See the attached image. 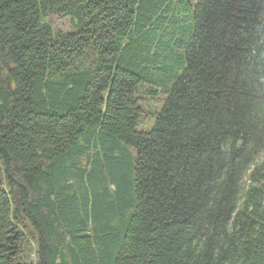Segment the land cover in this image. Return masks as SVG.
I'll return each instance as SVG.
<instances>
[{"label": "trees", "instance_id": "obj_1", "mask_svg": "<svg viewBox=\"0 0 264 264\" xmlns=\"http://www.w3.org/2000/svg\"><path fill=\"white\" fill-rule=\"evenodd\" d=\"M262 157L264 0H0V264H264Z\"/></svg>", "mask_w": 264, "mask_h": 264}, {"label": "rangeland", "instance_id": "obj_2", "mask_svg": "<svg viewBox=\"0 0 264 264\" xmlns=\"http://www.w3.org/2000/svg\"><path fill=\"white\" fill-rule=\"evenodd\" d=\"M52 23H53V26L56 28V29H59V30H61V31H70L71 30V23L69 22V20H67V19H63V18H60V17H53L52 18ZM160 97L162 98L163 96L162 95H160ZM154 103V102H153ZM151 125H152V123H151ZM152 127V126H151ZM144 128H146L145 126L143 127L142 125H139L138 126V130H143ZM262 163H264V157H262L260 160H259V162H258V164L260 165V164H262ZM31 238V237H30ZM25 249H26V251H27V254H28V252H29V250H31V251H34L35 252V244L31 241V239L27 242V244L25 245ZM31 260L32 261H36V256L35 255H33L32 257H31Z\"/></svg>", "mask_w": 264, "mask_h": 264}]
</instances>
